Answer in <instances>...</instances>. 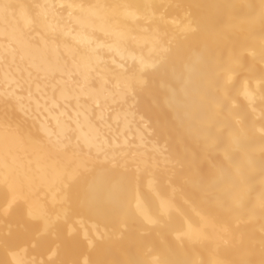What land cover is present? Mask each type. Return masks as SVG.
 <instances>
[{"label": "bare ground", "instance_id": "6f19581e", "mask_svg": "<svg viewBox=\"0 0 264 264\" xmlns=\"http://www.w3.org/2000/svg\"><path fill=\"white\" fill-rule=\"evenodd\" d=\"M0 264H264V0H0Z\"/></svg>", "mask_w": 264, "mask_h": 264}]
</instances>
